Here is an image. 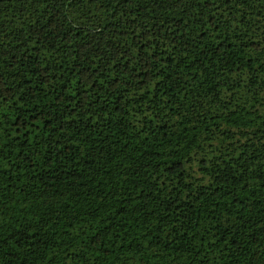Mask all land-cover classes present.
Masks as SVG:
<instances>
[{"label":"trees","instance_id":"trees-1","mask_svg":"<svg viewBox=\"0 0 264 264\" xmlns=\"http://www.w3.org/2000/svg\"><path fill=\"white\" fill-rule=\"evenodd\" d=\"M0 264H264V0H0Z\"/></svg>","mask_w":264,"mask_h":264}]
</instances>
